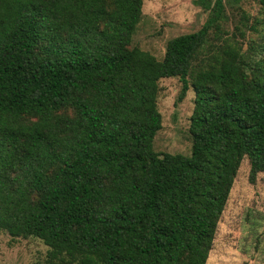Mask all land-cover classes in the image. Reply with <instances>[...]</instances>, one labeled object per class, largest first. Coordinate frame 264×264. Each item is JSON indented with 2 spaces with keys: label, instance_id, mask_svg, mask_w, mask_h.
Masks as SVG:
<instances>
[{
  "label": "trees",
  "instance_id": "16d2710c",
  "mask_svg": "<svg viewBox=\"0 0 264 264\" xmlns=\"http://www.w3.org/2000/svg\"><path fill=\"white\" fill-rule=\"evenodd\" d=\"M193 3L156 59L130 45L142 0H0V231L44 264H205L241 159L264 170V42L244 61L224 1ZM166 77L193 92L188 154L152 148Z\"/></svg>",
  "mask_w": 264,
  "mask_h": 264
},
{
  "label": "rangeland",
  "instance_id": "374dc122",
  "mask_svg": "<svg viewBox=\"0 0 264 264\" xmlns=\"http://www.w3.org/2000/svg\"><path fill=\"white\" fill-rule=\"evenodd\" d=\"M225 13L223 33L215 41L230 37L239 43L244 61L250 53L255 56L258 49L254 45L264 42V10L257 0H237L233 7L225 3ZM206 15L207 11L193 0H142L130 45L160 59L167 39L197 30ZM157 85L160 128L154 134L152 148L156 152L188 154L193 92L188 89L175 102L180 89L177 77L160 78ZM247 175L248 162L243 157L216 223L205 264H264V170L256 173L252 183ZM46 250L36 237H10L0 231V264H44Z\"/></svg>",
  "mask_w": 264,
  "mask_h": 264
}]
</instances>
